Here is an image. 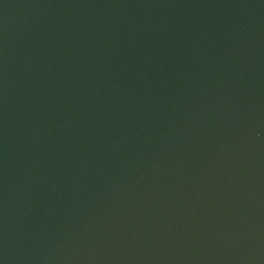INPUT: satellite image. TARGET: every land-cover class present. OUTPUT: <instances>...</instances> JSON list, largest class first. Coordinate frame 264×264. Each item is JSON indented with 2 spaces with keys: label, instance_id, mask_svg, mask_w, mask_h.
I'll list each match as a JSON object with an SVG mask.
<instances>
[{
  "label": "water",
  "instance_id": "obj_1",
  "mask_svg": "<svg viewBox=\"0 0 264 264\" xmlns=\"http://www.w3.org/2000/svg\"><path fill=\"white\" fill-rule=\"evenodd\" d=\"M0 264H264V0H0Z\"/></svg>",
  "mask_w": 264,
  "mask_h": 264
}]
</instances>
